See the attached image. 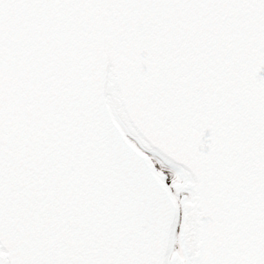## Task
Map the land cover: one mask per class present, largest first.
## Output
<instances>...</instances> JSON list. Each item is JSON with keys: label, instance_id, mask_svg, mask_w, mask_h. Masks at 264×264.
Segmentation results:
<instances>
[{"label": "snow or ice", "instance_id": "obj_1", "mask_svg": "<svg viewBox=\"0 0 264 264\" xmlns=\"http://www.w3.org/2000/svg\"><path fill=\"white\" fill-rule=\"evenodd\" d=\"M0 264H264V0H0Z\"/></svg>", "mask_w": 264, "mask_h": 264}]
</instances>
